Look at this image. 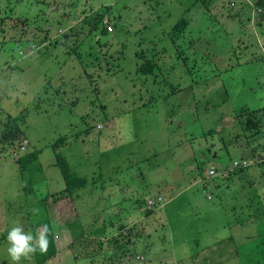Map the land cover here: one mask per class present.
I'll return each instance as SVG.
<instances>
[{
	"label": "rangeland",
	"instance_id": "rangeland-1",
	"mask_svg": "<svg viewBox=\"0 0 264 264\" xmlns=\"http://www.w3.org/2000/svg\"><path fill=\"white\" fill-rule=\"evenodd\" d=\"M257 1L0 0V136L13 126L29 141L21 152L0 139V264H13L11 228L39 236L34 227L47 216L58 254L46 264H111L117 238L133 253L122 264H198L197 251L226 233L240 263L252 264L264 205L253 199L244 209L248 200L228 187L234 173L209 181L199 164L231 169L247 151L241 113L264 108ZM246 6L251 18L238 16ZM99 13L113 32L90 33ZM182 18L187 30L171 34ZM147 59L158 62L156 74L140 73ZM62 137L58 153L90 184L64 205L53 196L46 205L40 200L66 187L53 147ZM253 141L264 148V138ZM34 151L37 170L23 178L17 159ZM252 162L264 186V162ZM237 256L215 261L239 264ZM20 264H36V254Z\"/></svg>",
	"mask_w": 264,
	"mask_h": 264
},
{
	"label": "trees",
	"instance_id": "trees-1",
	"mask_svg": "<svg viewBox=\"0 0 264 264\" xmlns=\"http://www.w3.org/2000/svg\"><path fill=\"white\" fill-rule=\"evenodd\" d=\"M246 9H248L249 11H252L248 7ZM255 12L257 14V18H256L257 25L259 27H261L263 25V22H264V0H258L257 1ZM104 14L105 13H99L98 18L93 19L90 22V25H91L90 33L91 34L92 33H100L102 35H106L108 33L107 26L103 25L105 18L108 16H106L107 14L106 15H104ZM250 16L251 15H249V17ZM112 22H113V19L109 18V23L111 24ZM188 26H189L188 19L182 18L173 27L171 34L180 35L187 30ZM158 68H159L158 62L151 60V59H147L144 63L141 64V66L139 67V71L144 76H146L148 74L154 75V74H156ZM243 111H245V110H242V112ZM260 112H264V108H262L259 111H254L252 113H247V112L241 113V115L243 117L246 116L245 117V128L243 130V132H246V136L245 137L242 136L246 140L245 141L246 143H245V146H243V143H242L240 147H243L244 150H247V151H245L243 154H240L241 156L239 159H241V160L235 159L233 161V164H234V162L242 161V160L247 161V162H252L254 160L257 163H263L264 162V148L263 147L259 148L261 146L256 141L255 142L253 141L254 139H263L264 138V118H263L264 113L262 115V114H260ZM12 119L17 122L18 120L22 119V116L15 117ZM8 124L9 123H6L7 126H8ZM87 132H89V131H87ZM209 134H211V135L218 134V132L212 130V131H210V133H206L205 135H209ZM24 137H25L24 130H22L20 128L14 129L12 126L10 128H6V130L3 131V133L0 136V139H2V142H4V143L11 142L13 144H16L17 148H19L22 145ZM67 142H68L67 137H62V138L58 139L57 142L55 143V145L53 146L55 151H57L58 150L57 148H59L61 145H65ZM255 143H256V146H254ZM208 149H207V153H205L206 155L209 153L208 157H210L212 155L214 156V154L216 155L217 152L212 151V146L209 147ZM39 156H40L39 151H34V152H29V153L27 152L26 154H24L23 156H21L20 158L17 159V162L20 165V169H21V173H22L23 178H26L27 173H29L32 176L34 170H37V168L35 167V164L38 162ZM211 159H213V158L212 157L208 158V160H211ZM207 163H209V162H207ZM207 163H202V165L199 164L200 173L202 175L206 173L205 165ZM252 163H253L252 165L255 164L254 162H252ZM233 164H232L231 169L226 167L222 171L218 170L220 173L218 175V178L221 175H229V174H232L233 172L240 173V172L245 170V169H233ZM56 165L60 168V170L62 172L63 178H64L65 183H66V187L64 190L60 191L59 193L51 194V195L47 196L46 198H43L42 200H40V201H43L44 204L46 203V205H50L48 203V200H51V199H49V198H52L51 196L56 198L55 199L57 201L56 203L61 202L64 199L68 200V197H71V196L74 197V195L77 194L79 191L87 189L88 185L90 184V182H89L90 180L88 178L79 177L72 172L68 160L64 156L59 154L58 151L56 152ZM210 181H212V180H210ZM31 182H32V178L29 181H27V183L24 187V192H26L27 194L33 193L32 189L30 188ZM150 198H152V197H150ZM50 221H51L50 218H48V216H47V218L44 222H42L38 226L34 227V230H37V228H40L43 225H47L48 229H49L48 235H47V239L49 242L47 251L44 253H41L39 251V249L37 248V251L35 252L36 264H46L49 261H51L54 257H56L58 254L56 236H55V232L52 228V224ZM82 236H80V238ZM35 237H36V235H35ZM118 243H119V238H117V240L113 243L115 248L110 249L109 253L106 254L105 258L113 260V263H111V264H122L123 258H125V257L128 258V256H129V258L133 257V253L130 254L128 247H126L123 244L120 245V247H119ZM260 245H263V248H262L260 253H258L256 251L255 260L251 261L252 264H264V241L262 243H260ZM141 257H143V256H141ZM118 258H119V260H117ZM143 258H144V260H139L136 256V260H138V261H145L146 260L145 257H143ZM117 261H119L120 263ZM128 261H130V260H128Z\"/></svg>",
	"mask_w": 264,
	"mask_h": 264
},
{
	"label": "crops",
	"instance_id": "crops-1",
	"mask_svg": "<svg viewBox=\"0 0 264 264\" xmlns=\"http://www.w3.org/2000/svg\"><path fill=\"white\" fill-rule=\"evenodd\" d=\"M246 8H244L245 10H247L246 14H242L241 12H239L238 15L239 16L242 15V17H244V18H247V17L250 18L251 16L249 17V15H248V13L250 11ZM241 25L244 29L247 30V28H246L247 25L245 22H242ZM99 126H101V125H99ZM238 160H241V159H238ZM216 165H211L210 167H208V166L206 167V173L204 174L205 175L204 177L207 178V180H209V181L212 180V178H210L208 176V173L212 167H217ZM251 169H252V166L249 168H245V170L240 172V173L233 172L234 175H231L229 180H235V181L231 185H228V187H233V188L237 189V191L239 192L238 195L236 196V198L241 196V197L246 198V200H248L247 203L245 205H243V208L246 210L249 209V206H248V204H250L249 201L253 200V199H256L257 201L260 202V204L264 205V198L261 197V195L264 194V186L259 184L260 182H262V179H263L262 175L260 176L261 178H258L256 175V172H257L256 169H254V170H251ZM221 171H222V169H221ZM248 174H249V176H248ZM115 192L116 191H114L113 188H110V192L108 193V195L112 194V193L114 194ZM116 195H117L116 199L118 200V202H122V200H123L122 195L118 194V193ZM60 204L64 205L63 202H59V205ZM108 204H109V202H108ZM259 234H260V232H259ZM255 235H256V230L254 232H249V237L254 238V237H256ZM252 236H254V237H252ZM231 241L234 243L236 242V240H234V236L228 237L227 233H226L224 238L217 239L212 243H209V242L206 243L205 247H202L201 249H199L197 251V256H196L195 261L198 262V264H217L216 263L217 261H215V260L219 259L220 263H223L227 259V253L230 251L232 252L233 255L237 256L235 246L232 245ZM227 243L229 244V246L226 245ZM224 245L226 246L224 248L227 249V252H221L222 255H225V257L221 258L220 257V251H221L220 249ZM210 252H213V254H210ZM138 256H137V258H138ZM213 257H215L216 259H212ZM237 258L239 260V264H241L238 256H237ZM165 264H168V263H165Z\"/></svg>",
	"mask_w": 264,
	"mask_h": 264
},
{
	"label": "clouds",
	"instance_id": "clouds-1",
	"mask_svg": "<svg viewBox=\"0 0 264 264\" xmlns=\"http://www.w3.org/2000/svg\"><path fill=\"white\" fill-rule=\"evenodd\" d=\"M42 228L43 231L36 237L31 232H25L23 226L18 222L16 226L11 228L7 236V241L10 244L8 254L13 264H20L22 259H28L31 254L37 251V248L41 253L47 251L49 243L47 235L49 229L47 225H43Z\"/></svg>",
	"mask_w": 264,
	"mask_h": 264
},
{
	"label": "built area",
	"instance_id": "built-area-1",
	"mask_svg": "<svg viewBox=\"0 0 264 264\" xmlns=\"http://www.w3.org/2000/svg\"><path fill=\"white\" fill-rule=\"evenodd\" d=\"M108 28V31L109 32H113V28L110 27V26H107ZM29 141H25L24 144L22 145V148H21V151H25V149L27 150V145H28ZM253 163L252 162H247V161H237V162H234L233 164V169H245V168H248L252 165ZM220 173L218 172V168L217 167H212L208 173V176L210 178H213V177H217ZM148 206L150 208H153L156 206V201H154L152 198H150L148 201ZM139 260H144L143 257H138Z\"/></svg>",
	"mask_w": 264,
	"mask_h": 264
}]
</instances>
